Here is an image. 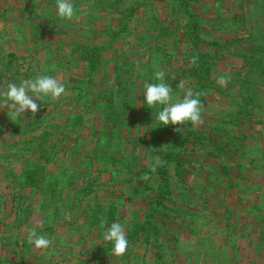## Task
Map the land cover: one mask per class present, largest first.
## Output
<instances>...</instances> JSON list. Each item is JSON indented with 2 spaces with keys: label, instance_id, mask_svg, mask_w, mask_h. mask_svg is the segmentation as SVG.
<instances>
[{
  "label": "rangeland",
  "instance_id": "374dc122",
  "mask_svg": "<svg viewBox=\"0 0 264 264\" xmlns=\"http://www.w3.org/2000/svg\"><path fill=\"white\" fill-rule=\"evenodd\" d=\"M122 1L129 4V0ZM186 1L191 19L180 15L172 21L164 0L153 1L149 11L134 10L125 34L102 53L105 94L118 87L113 78L115 66L131 63L130 73L124 76L134 86L135 96L128 102L133 108L124 115L133 124L126 129L111 127L109 116L87 119L88 115L79 128L87 136L84 144L89 149H107L119 160L125 155L147 165L151 155L170 146L182 130L145 120L143 94L145 85L152 82L143 74L151 60L154 72L164 71L165 83L175 84L178 67L191 45V40L178 39L194 20L199 33L196 42L209 55L210 76L221 89H211L204 98L203 123L194 127L212 140L217 132L215 121H221L225 146L216 155L193 153L183 182L169 195L175 204L171 207L170 202V209L178 210L167 214L161 209L167 230L163 242L170 253L164 256L166 264H264V0ZM72 2L75 16L65 20L56 14V0H0V91L14 83L10 80L14 72L19 85L20 72L25 69L27 79L53 76L66 89L34 116L25 112L14 121L10 110L0 109V264H120L124 258L128 264H155L154 249L140 241L130 243L123 256L113 255L112 250L104 252L109 241L103 234L111 224H90L105 222L109 216L112 223L124 225L127 234L133 221L143 218L153 195H146V186L143 188L131 174H111L116 167L108 160L95 163L74 155L71 149L75 145L79 149L82 141H77L85 137L79 136L77 128L67 133V141L55 139L54 152L44 145L29 150L20 142L26 123L49 114L61 125L62 115L74 114L80 100L87 102L88 93H82L79 101L75 98L85 87L81 79L87 64L77 60L71 43L100 44L108 40L102 32L119 24L118 13H107L115 10L116 0ZM175 24L178 33L172 39L156 36V28L173 29ZM160 44L169 49L165 56L157 51ZM9 53L13 56L8 57ZM10 58L14 59L12 66L7 63ZM20 61L23 67L16 70ZM253 66L255 70L249 75H253L254 86L240 85L246 70ZM221 75L229 78L226 86L217 83ZM77 78L82 82L77 83ZM175 97L182 99L183 95ZM94 106L87 103L83 108ZM33 130L27 129L30 133ZM205 148L204 152L212 150ZM115 176L117 181L113 182ZM92 182L100 184L96 191L77 194ZM104 204L113 206L116 214L108 215ZM33 228L51 241L47 249H36L28 242V230Z\"/></svg>",
  "mask_w": 264,
  "mask_h": 264
},
{
  "label": "trees",
  "instance_id": "16d2710c",
  "mask_svg": "<svg viewBox=\"0 0 264 264\" xmlns=\"http://www.w3.org/2000/svg\"><path fill=\"white\" fill-rule=\"evenodd\" d=\"M96 3L102 0H93ZM155 0H129V4H123L122 0H116L117 4L115 6V10L113 12H107L109 15H113V13H118L120 17H118L119 24L114 28H111L108 31L102 32L104 35L108 38V40L100 42V44L97 45H90L88 42H74L72 41L71 50L73 53L77 55L78 61H84V63L87 64L86 70L83 71L84 78L83 80L84 86L80 88V94H78L75 98L77 101H79L82 98V93L85 92L88 93L87 96V102H84L80 100L77 104V109L74 114H68L67 116L62 115V120L59 121L61 125L55 122V118H52L48 115H45L41 119H34L25 125L27 128L22 129V138L23 142L22 145H27L29 147L28 149L31 150L35 147H40L41 145L46 146V149H51V151L54 152L55 147L57 146V140L61 141H67L69 139V135L67 133H71L74 131L75 128H77L80 133L79 136H85L84 138H79L77 142L82 141L79 144V149L76 147V145L71 149V151L77 155H81V160H87L92 159L95 161V163H99L98 160L103 161H110L115 165V170L110 171L111 174H116L119 177L125 176L126 174H131V177H135L136 180L140 182V185L146 190V195L153 194L150 196V199L148 201V205L146 208V211L143 215L142 219L133 221L130 230L127 232V239L129 241V244L131 245L135 244L136 242L140 241L146 245L148 248L154 249L153 255H154V263L155 264H166L165 257L166 255L170 254L168 253V247L164 244V235L166 233V229L164 227V224L162 223L163 220V210L166 209L167 214L168 211H172L173 209H170L169 203L172 202L173 205L171 207H175V204L173 202V198H169V195L172 194V189L174 187H177L180 183L183 182L184 175L186 171L189 168V164L192 162L191 155L193 153H200L202 155L211 156L216 155L218 152L221 151V149L225 146V143L222 142L223 137L225 136L226 131L224 128H221L220 123L221 121L217 120L215 121V129L217 132H215L213 137L215 139H210L208 136L204 135L203 133L199 132L190 122H186L183 126L180 125H173L176 128H181V132L179 135L176 136L175 140L171 143L170 146L166 147L163 151H158L155 154L151 155L149 158V163L147 165L140 164L138 160H135L134 158H128L125 155H121L119 160L118 158L110 155L108 153L107 149L98 148L97 146H93L92 149H89V146L85 143L86 135L84 131L81 133V130L79 126H83L82 122L85 119L86 116H88L87 119L93 116L99 115L101 118H107L108 116L113 120L111 121L110 126H116V127H122L126 129L127 125L133 124L132 122H128V120L125 118V110H128V108H133L128 102L131 99H134L135 96V88L130 83L128 78H126L124 75L126 73H130V66L131 63L128 65L123 64L122 66H125L124 69H121L120 66H115L113 78L114 80H117L119 82L118 87H112L108 89V94H105L103 92L102 86L103 84H106V81L101 80V67L102 65V53L106 50H109L112 48V45L115 41H117L118 37H121L122 34H125L127 26H128V18L132 15L134 10L137 12L139 9L141 11H145L146 9L149 11L150 8L148 6L152 5V2ZM166 2V10L167 12L172 16L171 20L175 21L178 20L180 15H183L184 17H188L191 19V15L189 13L188 9V3L186 0H164ZM114 2H112L113 4ZM132 5V6H131ZM103 8V7H101ZM111 10V8H110ZM171 26H167V28H156L157 31V37H163L164 39H172L175 37L178 33V27L175 24L173 29H170ZM106 33V34H105ZM80 35H76V38H79ZM155 36V37H156ZM183 38V41L191 40V45L187 47L186 51L187 54L185 55L184 60L182 61V64L178 67L179 71V79L173 80L175 84H171V88L173 90L172 96L173 101L175 102L177 98L175 95H184V92L182 89H180L177 86V83L180 81H184L186 84V87H191L194 92H201L203 95L199 97L201 101L204 100V98L208 95L209 91L216 90L221 91L219 89L215 82L213 81L212 77L210 76V65H209V55L206 51L201 50L198 47L197 39H199V33L197 31V23L193 20L191 23V27L188 28L186 32H183L182 37H180L178 40L180 41ZM88 40V38H86ZM165 44H160L158 47V53L165 56V51L169 49H165ZM151 49V47H148ZM113 51L114 57L119 58L118 53L115 50ZM8 57H12L13 54L9 53L7 55ZM198 57L197 64L192 65L190 64V60L192 57ZM26 59V58H22ZM13 58L8 59L7 63L12 66ZM250 60V57L247 59V61ZM251 65H254L253 62H249ZM152 61L146 65L147 72L144 77L149 79L152 83H158L159 81L155 79H151L150 76H154V68L151 65ZM18 66L23 67V62L16 64V70H18ZM129 66V67H128ZM30 67V66H29ZM120 67V68H119ZM255 66H253L251 69L246 70L247 75L243 77V81L240 82V85H249L254 86L253 81V75H249L252 71H254ZM9 69H12L9 67ZM264 71V69H263ZM27 69H25L23 72H20V77H22V80L27 79ZM130 77V76H129ZM11 81L16 83L18 81V78L14 74L10 76ZM132 78V77H130ZM76 80V79H75ZM79 78H77V83H81ZM249 83V84H246ZM68 89H74L73 86H67ZM6 90V89H5ZM88 90V91H87ZM106 90V89H104ZM31 94V93H30ZM74 98V99H75ZM84 99L86 100V95H84ZM127 99V100H126ZM50 97H44L39 101H36L40 107L39 111H43V108H45L46 104H50L51 102ZM123 103L122 105L120 103ZM94 104L95 106L92 108H83L85 104ZM161 106V110H162ZM56 110H59L56 107H52ZM111 108H119L116 113H110L109 110ZM4 110H7V108H4ZM159 106L157 108H149L147 104L142 108V114L145 118V120L153 121L154 123L158 124V121L156 120V116L158 115ZM72 116L74 118H72ZM6 116L4 117V120H6ZM15 121V119H13ZM47 122V124H45ZM21 123V122H18ZM17 124V122H16ZM172 125V124H169ZM78 126V127H77ZM108 126V125H107ZM162 126V125H160ZM20 128V126H19ZM27 129H34L31 133L27 131ZM81 129H84L82 127ZM118 136L122 137L121 133L117 134ZM105 136V135H104ZM75 141L77 140L74 138ZM22 140V139H21ZM215 140V142H213ZM88 141V140H87ZM31 145H28V144ZM36 144V146H34ZM48 144V145H47ZM205 147H209L212 150L210 152H204ZM44 148V147H43ZM85 148V149H84ZM212 151H215L214 153ZM67 155V151L65 152ZM159 157L163 163L156 167L155 172L150 171V163L153 161L154 157ZM48 158H52L50 155L47 154ZM124 159V160H123ZM77 165V163H76ZM126 165V166H125ZM102 169V168H100ZM99 169V170H100ZM40 169H38L39 171ZM36 171L33 170L32 173ZM136 171V172H134ZM135 173L136 175H134ZM145 174L150 175V179L147 181H144L142 177ZM112 178V181H117L116 177ZM114 177V176H112ZM45 178V176H44ZM59 182V181H58ZM57 182V184H58ZM94 185V186H92ZM99 183L91 184V186H88L86 188L82 187V190H80L78 193H82V195H89L92 192L96 191L99 187ZM101 205V204H100ZM105 207L106 204H104ZM108 208V207H107ZM178 209L175 208L173 211H177ZM102 214V213H101ZM108 215H114L116 214L115 208L113 206L109 207L107 209ZM98 216L97 214H95ZM112 218L108 216L107 220L104 223V225L111 224ZM91 225L96 224L101 227V220H98L96 223L90 222ZM109 245L105 246L103 248V251H110L113 248L112 242H108ZM129 259V258H128ZM143 261H145L143 259ZM141 262V260H140ZM120 264H128L127 260L124 258V261H122Z\"/></svg>",
  "mask_w": 264,
  "mask_h": 264
},
{
  "label": "clouds",
  "instance_id": "9594fccd",
  "mask_svg": "<svg viewBox=\"0 0 264 264\" xmlns=\"http://www.w3.org/2000/svg\"><path fill=\"white\" fill-rule=\"evenodd\" d=\"M56 14L65 20L73 19L75 8L72 0H56ZM197 61L198 57L194 56L190 60V64L195 65ZM154 79L159 82L145 85L143 102L151 109L159 106L158 115L156 116L157 125L167 126L172 124L183 126L186 122H190L193 126H197L203 123L201 115L203 104L199 99L203 93L194 92L191 87H186L184 81H180L178 87L183 90L184 95L182 99H177L174 102L172 88L168 83H165V72L161 70L155 71ZM228 79L227 76L221 75L217 78V83L220 86H226ZM65 91L64 84L57 78L49 75L25 79L19 85L8 83L6 90L0 91V109L7 108V110H10L13 119L22 117L25 112H30L34 116L40 107L36 101L44 97L58 100L65 94ZM161 106H163L162 110ZM180 130L181 128L176 129V131ZM162 163L163 161L158 156L154 157L150 163V171L155 172L156 167ZM150 178L149 174H145L142 177L144 181ZM103 226L104 223L101 221V227ZM27 239L36 249H47L51 244L48 238L38 235L34 228L28 230ZM103 239L112 242L113 255L123 256L126 253L129 241L125 227L120 222L111 223L110 227L104 232Z\"/></svg>",
  "mask_w": 264,
  "mask_h": 264
},
{
  "label": "crops",
  "instance_id": "0c3cea01",
  "mask_svg": "<svg viewBox=\"0 0 264 264\" xmlns=\"http://www.w3.org/2000/svg\"><path fill=\"white\" fill-rule=\"evenodd\" d=\"M20 138H22V137H20ZM59 184V183H58ZM58 184H57V187H58Z\"/></svg>",
  "mask_w": 264,
  "mask_h": 264
}]
</instances>
